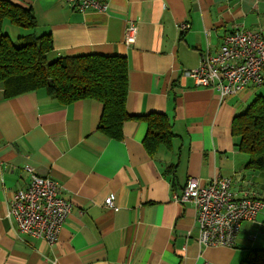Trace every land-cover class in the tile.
Here are the masks:
<instances>
[{"label": "crops", "instance_id": "0c3cea01", "mask_svg": "<svg viewBox=\"0 0 264 264\" xmlns=\"http://www.w3.org/2000/svg\"><path fill=\"white\" fill-rule=\"evenodd\" d=\"M10 1L32 8L37 35H52L56 55L125 56L127 112L165 113L175 136L152 156L143 141L147 123L129 119L123 137L111 138L98 128L103 104L96 99L62 104L44 90L1 99L0 264H241L264 220L244 222L234 246L201 245L194 203L174 195L190 177L201 185L231 177L237 196L256 192L264 202V172L246 167L249 157L231 132L262 86L223 99L182 73L218 53L236 28L264 33V0H106L107 11ZM129 20L139 27L130 45ZM182 22L190 27L180 30ZM26 166L61 183L75 203L53 245L17 231L8 216L10 196L30 183ZM110 195L115 208L106 205Z\"/></svg>", "mask_w": 264, "mask_h": 264}, {"label": "trees", "instance_id": "16d2710c", "mask_svg": "<svg viewBox=\"0 0 264 264\" xmlns=\"http://www.w3.org/2000/svg\"><path fill=\"white\" fill-rule=\"evenodd\" d=\"M8 20L27 32L14 42L2 31ZM32 8L0 0V100L32 90H44L62 104L86 98L103 104L98 128L111 138L123 137L124 122L138 118L148 125L144 145L154 156L160 147H171L175 136L167 114L150 112L133 116L126 110L128 61L120 55H56L52 35H37ZM231 132L248 155L246 167L264 172V95L235 116ZM264 234V231L263 233ZM264 236V235H263ZM241 264H264V247L250 248Z\"/></svg>", "mask_w": 264, "mask_h": 264}, {"label": "built area", "instance_id": "2783aa9c", "mask_svg": "<svg viewBox=\"0 0 264 264\" xmlns=\"http://www.w3.org/2000/svg\"><path fill=\"white\" fill-rule=\"evenodd\" d=\"M64 1L70 8L79 11L109 9L106 0ZM178 27L185 30L190 24L182 22ZM138 31L135 21H127L125 43H134ZM263 67L264 33L258 29L239 27L225 36L218 53L207 52L199 66L184 69L182 78L190 77L198 86L214 88L224 99L246 90L250 85H262ZM26 169L31 174L30 183L10 196L8 216L17 231L42 238L48 245H53L58 241L75 203L62 195L64 187L61 183L38 174L31 166H26ZM174 198L178 202L194 203L199 225L198 242L205 246H234L242 224L255 221L264 206L256 192L245 191L242 196H237L232 189L231 177H215L205 185H201L198 178L190 177L182 193L175 194ZM106 205L116 207L114 195L106 199Z\"/></svg>", "mask_w": 264, "mask_h": 264}, {"label": "rangeland", "instance_id": "374dc122", "mask_svg": "<svg viewBox=\"0 0 264 264\" xmlns=\"http://www.w3.org/2000/svg\"><path fill=\"white\" fill-rule=\"evenodd\" d=\"M2 31L7 33L10 38L14 41L19 43L20 39H19V35H21L24 32H27L26 29L22 28V27H18L13 25L12 23H10V21L5 20L3 27H2ZM36 31V30H35ZM37 34V33H36ZM39 35V34H38ZM262 87L259 88V91L264 95V80H263V84L261 85ZM257 221H262L264 220V210H262V212L259 213L258 217H257ZM262 227L264 228V223L262 224ZM253 233H256L258 236V238H256L255 240H250L251 242H255L254 247L255 248H260V247H264V234H262V232L260 231V228L257 226L253 227ZM257 241V242H256Z\"/></svg>", "mask_w": 264, "mask_h": 264}]
</instances>
